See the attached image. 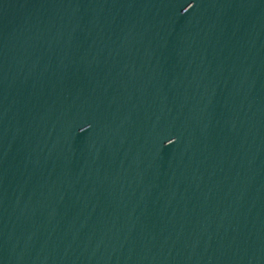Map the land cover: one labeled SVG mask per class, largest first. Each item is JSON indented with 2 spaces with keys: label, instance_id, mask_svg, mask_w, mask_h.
<instances>
[{
  "label": "water",
  "instance_id": "1",
  "mask_svg": "<svg viewBox=\"0 0 264 264\" xmlns=\"http://www.w3.org/2000/svg\"><path fill=\"white\" fill-rule=\"evenodd\" d=\"M0 264H264V0H0Z\"/></svg>",
  "mask_w": 264,
  "mask_h": 264
}]
</instances>
